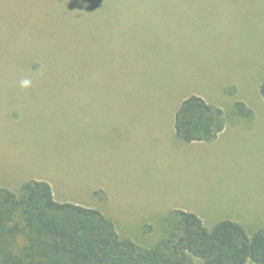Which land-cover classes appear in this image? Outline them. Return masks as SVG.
Segmentation results:
<instances>
[{"label":"rangeland","instance_id":"obj_1","mask_svg":"<svg viewBox=\"0 0 264 264\" xmlns=\"http://www.w3.org/2000/svg\"><path fill=\"white\" fill-rule=\"evenodd\" d=\"M263 75L264 0H0V186L42 179L141 246L171 209L253 232L264 226ZM193 94L238 126L214 147L175 136ZM242 98L253 122L233 114Z\"/></svg>","mask_w":264,"mask_h":264},{"label":"trees","instance_id":"obj_2","mask_svg":"<svg viewBox=\"0 0 264 264\" xmlns=\"http://www.w3.org/2000/svg\"><path fill=\"white\" fill-rule=\"evenodd\" d=\"M57 4H164V0H57ZM264 99V79L259 86ZM235 116L251 118L242 101ZM222 108L198 95L185 98L174 115L177 139L211 142L224 129ZM160 234L147 246L120 236L100 210L56 201L50 184L30 179L18 192L0 186V264H264V226L249 232L225 219L207 226L195 213L171 209ZM144 232L153 231L146 225Z\"/></svg>","mask_w":264,"mask_h":264},{"label":"crops","instance_id":"obj_3","mask_svg":"<svg viewBox=\"0 0 264 264\" xmlns=\"http://www.w3.org/2000/svg\"><path fill=\"white\" fill-rule=\"evenodd\" d=\"M264 76V75H263ZM264 79V78H263ZM263 79H262V81H263ZM261 81V82H262ZM261 82L259 83L258 82V84H257V87H258V90H256V95H259V86H260V84H261ZM193 95H195V94H193ZM198 96H200V95H198ZM261 96V95H260ZM200 97H202V96H200ZM203 98V97H202ZM262 98V97H261ZM204 99V98H203ZM263 99V98H262ZM204 100H206V99H204ZM264 100V99H263ZM236 101H242L243 103H245V105L248 107V108H250L251 109V111H252V117L251 118H243V117H239V116H236V117H238L240 120H241V122H244V120H247L248 122H253L254 121V118H255V116H254V110H253V108H252V106H251V104L249 103L250 101H252V100H246V98H242V99H240V100H235L234 102H236ZM208 102V101H207ZM234 102H233V104H234ZM209 103V102H208ZM212 104V103H211ZM215 105V104H214ZM219 107V106H218ZM229 123V118L227 117V122H226V125H225V127H224V129L218 134V136H217V138L215 139V140H213V141H211V142H207L208 143V145L209 146H211V147H214L215 145H216V142H219L220 141V139H221V136L222 135H224V134H226L227 132H230L231 133V131H234L238 126H234V127H228V124ZM241 124V123H240ZM239 125V124H238ZM174 132H175V129H174ZM194 142H203V141H194ZM39 180H42V179H39ZM53 195H54V193H53Z\"/></svg>","mask_w":264,"mask_h":264},{"label":"clouds","instance_id":"obj_4","mask_svg":"<svg viewBox=\"0 0 264 264\" xmlns=\"http://www.w3.org/2000/svg\"><path fill=\"white\" fill-rule=\"evenodd\" d=\"M20 84L22 87H29L31 84V81L29 79H23L20 81Z\"/></svg>","mask_w":264,"mask_h":264}]
</instances>
